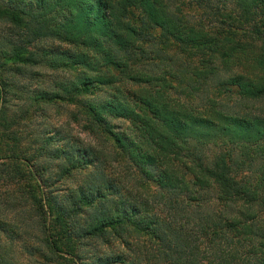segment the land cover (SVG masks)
<instances>
[{"label": "trees", "instance_id": "16d2710c", "mask_svg": "<svg viewBox=\"0 0 264 264\" xmlns=\"http://www.w3.org/2000/svg\"><path fill=\"white\" fill-rule=\"evenodd\" d=\"M0 264H264V0H0Z\"/></svg>", "mask_w": 264, "mask_h": 264}, {"label": "rangeland", "instance_id": "374dc122", "mask_svg": "<svg viewBox=\"0 0 264 264\" xmlns=\"http://www.w3.org/2000/svg\"><path fill=\"white\" fill-rule=\"evenodd\" d=\"M56 120V119H55ZM60 122H62V120H59ZM72 130L74 131V134H79L80 135V137H82V138H87V136L84 134V133H81V131H80V129L77 127V126H75V125H72ZM90 139V138H89ZM248 172H246V173H244V174H240V177H239V179L240 180H243V177H247L248 176Z\"/></svg>", "mask_w": 264, "mask_h": 264}]
</instances>
